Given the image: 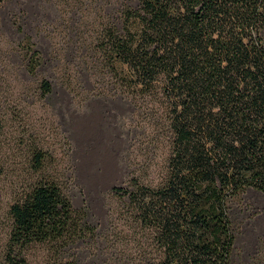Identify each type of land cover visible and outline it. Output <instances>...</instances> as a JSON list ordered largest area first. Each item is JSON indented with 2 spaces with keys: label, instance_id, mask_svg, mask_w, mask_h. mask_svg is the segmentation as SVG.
Returning a JSON list of instances; mask_svg holds the SVG:
<instances>
[{
  "label": "trees",
  "instance_id": "obj_1",
  "mask_svg": "<svg viewBox=\"0 0 264 264\" xmlns=\"http://www.w3.org/2000/svg\"><path fill=\"white\" fill-rule=\"evenodd\" d=\"M136 1L103 32L101 57L126 93L161 111L163 176L117 187L123 223L102 234L35 150L37 177L9 206L0 264H30L38 245L83 264L79 249L100 255L104 237V264H236L249 194L264 195V0ZM23 45L35 74L41 52L29 36Z\"/></svg>",
  "mask_w": 264,
  "mask_h": 264
},
{
  "label": "rangeland",
  "instance_id": "obj_2",
  "mask_svg": "<svg viewBox=\"0 0 264 264\" xmlns=\"http://www.w3.org/2000/svg\"><path fill=\"white\" fill-rule=\"evenodd\" d=\"M136 0H8L0 4V247L8 210L37 176L35 150L46 155L47 174L57 178L77 209L88 210L102 231H115L123 196L116 188L138 176L154 183L164 174L170 143L161 111L135 101L101 57L103 32L120 22ZM41 52L35 74L27 69L25 37ZM47 79L52 91L44 92ZM158 106V105H157ZM153 108V109H152ZM252 206L238 243L236 264H264V195ZM104 236V235H102ZM105 238V237H104ZM104 238L79 249L83 264L110 263ZM30 264H62L43 245Z\"/></svg>",
  "mask_w": 264,
  "mask_h": 264
}]
</instances>
